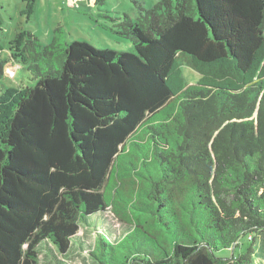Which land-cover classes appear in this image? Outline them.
Masks as SVG:
<instances>
[{
  "label": "trees",
  "instance_id": "1",
  "mask_svg": "<svg viewBox=\"0 0 264 264\" xmlns=\"http://www.w3.org/2000/svg\"><path fill=\"white\" fill-rule=\"evenodd\" d=\"M134 4L117 24L129 50L24 34L34 84L0 91V264L65 254L81 223L114 219L131 231L96 233L97 264L261 258L264 0Z\"/></svg>",
  "mask_w": 264,
  "mask_h": 264
},
{
  "label": "rangeland",
  "instance_id": "2",
  "mask_svg": "<svg viewBox=\"0 0 264 264\" xmlns=\"http://www.w3.org/2000/svg\"><path fill=\"white\" fill-rule=\"evenodd\" d=\"M135 1L147 8L158 0H98L96 4L95 0H0V62L3 64L0 91L10 86L34 84L33 75L27 69L28 61H24L21 54V43L27 32L34 34L45 45L51 42L54 30L60 27L65 43L75 39L84 40L96 48L109 47L118 51L131 49V40L117 33V24L124 14L135 19ZM180 62L185 82L196 83L199 73L187 64L184 57H180ZM105 210L110 214L109 206ZM100 215L93 217L101 219ZM92 221L80 224L79 231L65 254L42 243L39 248V264H97L89 254L93 249L96 233L103 228L108 229L110 241L114 243L132 228L118 219L97 221V224ZM109 222L116 230L110 227ZM238 243L235 250L223 249L217 255H238L249 245L246 236L240 237ZM48 248L52 249V253ZM262 252L259 254L261 258L252 256V264H264V251ZM123 253L125 250L121 249V254Z\"/></svg>",
  "mask_w": 264,
  "mask_h": 264
}]
</instances>
